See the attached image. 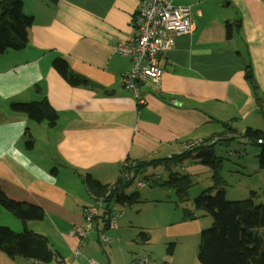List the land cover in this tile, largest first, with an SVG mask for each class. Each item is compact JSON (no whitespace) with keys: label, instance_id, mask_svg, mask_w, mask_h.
<instances>
[{"label":"crops","instance_id":"crops-1","mask_svg":"<svg viewBox=\"0 0 264 264\" xmlns=\"http://www.w3.org/2000/svg\"><path fill=\"white\" fill-rule=\"evenodd\" d=\"M21 1L23 11L33 19L29 41L23 49L0 54V186L11 199L43 208V218L29 220L25 227L45 235L59 255L45 264H90L89 259L97 264H134L135 257L145 254L153 264V258L160 264H201L195 244L205 226L195 212L184 217L191 205H178L162 196L144 202L178 206L147 213L142 222L137 216L145 209H135L134 202L127 205L134 210L122 212L115 225L94 220L84 245L79 246L74 229L83 222L82 207L94 201L84 176L112 184L125 160L134 164L162 159L188 140L223 138L228 133L216 144L231 138L240 143L241 138L231 137L232 133L248 127L264 131V1L164 0L189 5L193 29L174 35L172 46L159 60L163 69L159 91L141 86L144 103L120 83L119 75L131 61L113 48L114 42L133 40L138 0ZM227 24L232 25L230 37ZM56 58L64 59L89 84L67 83L52 67ZM252 84H257L261 102ZM43 98L58 113L54 126L10 109L12 102ZM26 132L32 147L26 146L30 140ZM250 165L260 176L250 188L255 191L264 187V168L256 162ZM156 167H164L167 177L157 182L160 176L155 173L158 178L151 183L163 188L171 173L188 175L191 181L212 174L209 166L193 157ZM135 173L130 182L140 188L137 180L143 173ZM148 174L153 173L144 175ZM133 194L141 202L139 192ZM23 227L22 223L13 226L16 231ZM99 231H104L108 243L100 242ZM140 232L148 240H142ZM168 243L173 244L170 253L165 249ZM0 264L43 263L0 251Z\"/></svg>","mask_w":264,"mask_h":264},{"label":"trees","instance_id":"trees-1","mask_svg":"<svg viewBox=\"0 0 264 264\" xmlns=\"http://www.w3.org/2000/svg\"><path fill=\"white\" fill-rule=\"evenodd\" d=\"M47 1L56 3L58 0ZM32 21V17L24 13L21 0H0V54L8 50H20L27 45L28 30ZM231 27V24L225 27L227 37L231 36ZM52 67L71 86L89 84L87 78L72 71L62 58L54 59ZM252 85L256 99L261 102V99L257 98V84ZM104 92L111 93L106 89ZM10 109L27 114L35 122H47L49 126H54L58 119V113L46 98L39 101L12 102ZM220 122L223 126L228 125L224 121ZM26 133L30 138L26 146L32 147L31 136L28 132ZM228 136L229 133L221 138L226 139ZM238 136L241 142L245 138L247 140L245 143L257 144L260 147L257 156L258 167L264 168V131L248 127L245 132L234 133L231 137ZM215 144L195 146L182 153H175L171 157L139 161L134 163L133 169L141 172L148 166L156 167L169 162L181 163L191 157L200 159L211 170L212 185L203 189L194 198L193 207L194 210H202L210 215L212 224L200 233L196 252L198 261L201 264H264V191L261 197L258 192L250 191L247 198L227 200L223 188L224 180L221 176V163L213 154ZM194 152L196 154L193 156ZM121 171L122 169L119 177L112 184H103L89 174L84 176V184L93 202L102 198L104 203V209L94 220L101 219L103 222L109 220L107 215L113 204L127 206L137 202L136 194L127 193L131 182L121 180ZM161 185L174 188L177 199L183 201L188 195L192 182L188 175L178 177L171 173L169 180ZM0 208L11 212L24 225L21 231H14L0 224V251L5 252L11 258L19 256L41 263H49L58 258L59 255L50 247L45 235L25 227L27 221L43 218L45 213L41 206L11 199L0 186ZM186 213L192 214L185 209ZM139 237L142 240H148L144 232H140ZM172 245L169 243L167 247L169 253L172 251Z\"/></svg>","mask_w":264,"mask_h":264},{"label":"built area","instance_id":"built-area-1","mask_svg":"<svg viewBox=\"0 0 264 264\" xmlns=\"http://www.w3.org/2000/svg\"><path fill=\"white\" fill-rule=\"evenodd\" d=\"M134 38L130 43L114 42L113 48L121 56L129 57L131 66L119 75L123 88L130 91L132 96L139 102L144 103L145 98L141 92V86L145 85L153 91H159L163 69L159 60L163 53L173 44L174 35L187 34L193 29L191 9L189 5L173 4L164 0H138V8L133 17ZM234 133H232L233 135ZM221 137L213 136L209 139L188 140L182 144V148L175 153L200 145L216 143ZM245 143L247 140L242 139ZM258 142H261L258 140ZM174 153V154H175ZM174 154H168L171 157ZM129 160L121 165L120 178L122 181H131L136 173ZM145 179L138 178L137 186L157 180L158 175H144ZM104 209L102 198L82 207L83 222L77 225L74 233L79 240V246L84 245V239L93 229V221ZM121 212L112 208L108 224L115 225ZM98 238L102 243H108L109 238L104 231L98 232ZM79 253V251H76ZM90 264H97L89 259ZM134 264H153L148 257H135Z\"/></svg>","mask_w":264,"mask_h":264},{"label":"rangeland","instance_id":"rangeland-1","mask_svg":"<svg viewBox=\"0 0 264 264\" xmlns=\"http://www.w3.org/2000/svg\"><path fill=\"white\" fill-rule=\"evenodd\" d=\"M44 123H47V122H44ZM237 141L228 140L227 142H221V143H218L215 145V154L217 155V157L221 163L220 168H221V175L224 179L223 187L225 188V197L227 200H230V201L241 200V199L247 198L250 194L251 186L253 184H255L260 178V176H257L254 173V169L250 165V163H252V162L258 163L257 156H258V153L260 152V147L256 144H242L243 142L239 141L240 143H238ZM26 142H27V140H26ZM41 145H43V144H41ZM38 147H40V145ZM38 147H37V149H39ZM235 148H239V150H240L239 153H236V154L234 153L233 150ZM147 172H152L153 174H155V173L158 174L160 176V179L157 182H161V181L165 180L167 177V173H166L164 167L148 166V167H145V170L142 171L143 174L138 175V178L145 179L144 174ZM210 177H206L205 175H203V176H198L196 178H192V181H191L192 185L188 189V195L184 199L185 201L184 200L179 201L177 199L174 188H171V187L163 188V187H160L156 184H152L151 182L142 185L140 188H137L135 186V184L132 183L131 187L127 190V193L130 195L131 193L139 192L140 197H141V202H135L132 207H135V209H136L138 206V207H142L143 209H145V213L137 216L138 218H140L142 220V222H146L147 213L158 214V213H160V211L163 207L174 208V207L178 206L179 204L183 206L184 204L188 203L189 205L192 206L191 210H189V212H191L192 214L186 213L184 215V217L188 218L190 215H193V212H195V215L197 217H199L200 221L205 226L202 229V230H204V229H207L211 226L212 218L210 215L206 214L202 210L201 211L194 210L193 200L203 189L212 185V180ZM263 191H264V187H261L260 189L255 190V192H258L260 197L262 196ZM156 196H162L163 198H165L167 200H174V201H176L175 203H178V205H176L174 202H170V204H167V203L160 204L159 203V205L157 204L158 206H154V204L151 202H144V200L146 198L153 199ZM180 202H182V203H180ZM115 206H116V210L120 211L121 214H122V212H125L126 210L129 211L130 209H133L130 206H125V205L121 206L119 204L118 205L113 204V205H111V210ZM0 210L2 213V214H0V223H2L3 225H6L5 223H8L12 227H10L8 225H6V226H8L12 230L16 231V229L13 228L14 223L18 224L20 227L21 222L15 216H13V214L11 212H9L3 208H0ZM111 210L108 212V215H107L108 217L110 215ZM199 212L204 215L202 219L200 217ZM126 213H130V212H126ZM102 227H103V225L101 224L100 228H102ZM22 229L23 228H21L20 231ZM200 233H199V237L197 238L198 244L200 241ZM156 238H158V235H156ZM198 244L197 243L195 244L196 252H197ZM168 245H169V243L165 246L167 253H168V251H167ZM158 247L161 248V245ZM172 247H173V245H172ZM145 256L150 259V256L148 254H145ZM153 260H154L155 264L161 263L156 258H153ZM43 264H45V263H43Z\"/></svg>","mask_w":264,"mask_h":264}]
</instances>
